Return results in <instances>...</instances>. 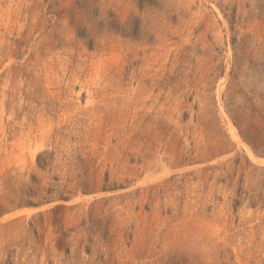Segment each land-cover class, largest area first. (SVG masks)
Masks as SVG:
<instances>
[{
	"label": "rangeland",
	"instance_id": "374dc122",
	"mask_svg": "<svg viewBox=\"0 0 264 264\" xmlns=\"http://www.w3.org/2000/svg\"><path fill=\"white\" fill-rule=\"evenodd\" d=\"M0 264H264V0H0Z\"/></svg>",
	"mask_w": 264,
	"mask_h": 264
},
{
	"label": "water",
	"instance_id": "95a60500",
	"mask_svg": "<svg viewBox=\"0 0 264 264\" xmlns=\"http://www.w3.org/2000/svg\"><path fill=\"white\" fill-rule=\"evenodd\" d=\"M64 200H67V199H64Z\"/></svg>",
	"mask_w": 264,
	"mask_h": 264
}]
</instances>
